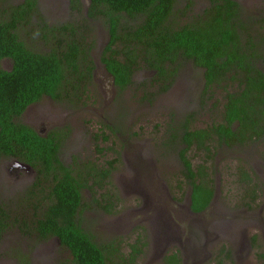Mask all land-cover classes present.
Wrapping results in <instances>:
<instances>
[{
	"label": "rangeland",
	"instance_id": "obj_1",
	"mask_svg": "<svg viewBox=\"0 0 264 264\" xmlns=\"http://www.w3.org/2000/svg\"><path fill=\"white\" fill-rule=\"evenodd\" d=\"M27 1L1 2L0 12ZM34 1L36 11L18 34L35 51L48 49L41 41L45 25L86 24L88 0ZM236 1L245 17L258 24L257 42L264 39V0ZM208 6V0H180L173 22L190 23ZM94 27L97 69L88 96L71 105L44 98L22 117L42 136L63 134L64 165L82 171L87 166L111 169L107 185L83 191V229L97 243L119 250L122 261L115 258L114 264H128L132 245L142 249L134 264H163L173 254L181 264H264V140L240 148L214 144L211 152H188L195 170L204 166L214 191L208 208L194 214L192 187L183 178L179 159L183 146L179 141L173 145L171 136L189 117L194 129L221 122L226 93L215 89L201 103L203 72L188 62L166 92L152 84V74L138 72L135 85L120 95L99 61L108 32ZM10 66V61L3 62V68ZM143 84L147 88L142 89ZM15 163H0V206L10 225L0 242V264H67L68 251L56 239L43 241L34 232V223L50 203L49 186L42 183L43 192L35 189L37 175L12 173ZM244 172L252 176L251 185ZM112 204L109 213L102 207Z\"/></svg>",
	"mask_w": 264,
	"mask_h": 264
},
{
	"label": "trees",
	"instance_id": "obj_2",
	"mask_svg": "<svg viewBox=\"0 0 264 264\" xmlns=\"http://www.w3.org/2000/svg\"><path fill=\"white\" fill-rule=\"evenodd\" d=\"M179 1L88 0L85 25L43 27L41 41L48 45L43 52L29 47L18 34L36 11L34 0L0 12V163L10 159L24 164L36 172L35 189L43 192L42 183L49 186L50 203L34 223V232L43 241L56 239L68 251L67 264L122 261L118 249L97 243L79 221L85 207L83 191L107 185L111 169L87 166L82 171L64 165L63 134L53 131L42 136L22 117L44 98L71 105L88 96L97 69L94 26L108 32L99 61L120 95L135 85L138 72L152 74V84L166 92L188 62L203 72L201 103L215 89L226 93L221 122L194 129L189 117L171 136L173 145L179 141L183 146L179 159L183 178L192 187L194 214L208 208L214 191L204 166L195 170L188 152H211L214 144L240 148L264 140V39L257 42L258 24L245 17L236 0H208L199 17L177 26L172 18ZM5 61H10L9 69L3 68ZM243 174L251 185L252 176ZM252 198L257 200L256 195ZM102 207L109 213L113 204ZM9 229L7 211L0 206V242ZM141 254L142 249L132 245L126 262L134 264ZM163 264H181V258L173 254Z\"/></svg>",
	"mask_w": 264,
	"mask_h": 264
},
{
	"label": "flooded vegetation",
	"instance_id": "obj_3",
	"mask_svg": "<svg viewBox=\"0 0 264 264\" xmlns=\"http://www.w3.org/2000/svg\"><path fill=\"white\" fill-rule=\"evenodd\" d=\"M39 103V102H38ZM38 103H36V104H33V105H31L30 107H28V109L26 110V112H25V114L31 109V108H33L35 105H37ZM24 114V115H25ZM23 115V116H24ZM37 131V130H36ZM39 134H41V132L39 133ZM46 136V135H45ZM26 166V165H25ZM12 170L13 171H11L12 173H19V172H21V171H25V172H29V173H34V174H36V172L35 171H33L32 169L31 170H27V169H25V168H18V169H16V168H12Z\"/></svg>",
	"mask_w": 264,
	"mask_h": 264
},
{
	"label": "water",
	"instance_id": "obj_4",
	"mask_svg": "<svg viewBox=\"0 0 264 264\" xmlns=\"http://www.w3.org/2000/svg\"><path fill=\"white\" fill-rule=\"evenodd\" d=\"M14 168H16V169H18V168H20V169H21V168H25V169H27V170H31L30 167L25 166L24 164H21V163H19V162H16V163H15Z\"/></svg>",
	"mask_w": 264,
	"mask_h": 264
}]
</instances>
